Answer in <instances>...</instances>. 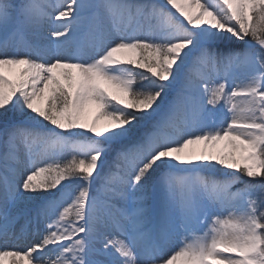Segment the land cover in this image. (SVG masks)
Returning <instances> with one entry per match:
<instances>
[{"label":"snow or ice","instance_id":"snow-or-ice-1","mask_svg":"<svg viewBox=\"0 0 264 264\" xmlns=\"http://www.w3.org/2000/svg\"><path fill=\"white\" fill-rule=\"evenodd\" d=\"M0 264H264V0H0Z\"/></svg>","mask_w":264,"mask_h":264},{"label":"bare ground","instance_id":"bare-ground-1","mask_svg":"<svg viewBox=\"0 0 264 264\" xmlns=\"http://www.w3.org/2000/svg\"><path fill=\"white\" fill-rule=\"evenodd\" d=\"M200 147H201V146H197V150H199Z\"/></svg>","mask_w":264,"mask_h":264},{"label":"rangeland","instance_id":"rangeland-1","mask_svg":"<svg viewBox=\"0 0 264 264\" xmlns=\"http://www.w3.org/2000/svg\"><path fill=\"white\" fill-rule=\"evenodd\" d=\"M93 114H95V110H93Z\"/></svg>","mask_w":264,"mask_h":264}]
</instances>
